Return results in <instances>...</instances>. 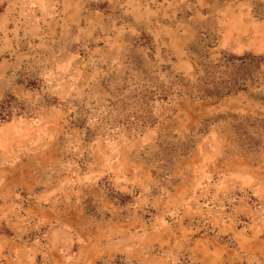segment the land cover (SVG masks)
<instances>
[{
    "label": "rangeland",
    "instance_id": "1",
    "mask_svg": "<svg viewBox=\"0 0 264 264\" xmlns=\"http://www.w3.org/2000/svg\"><path fill=\"white\" fill-rule=\"evenodd\" d=\"M222 1L170 44L166 0H0V264H264V0ZM224 52L244 91L176 85Z\"/></svg>",
    "mask_w": 264,
    "mask_h": 264
},
{
    "label": "crops",
    "instance_id": "2",
    "mask_svg": "<svg viewBox=\"0 0 264 264\" xmlns=\"http://www.w3.org/2000/svg\"><path fill=\"white\" fill-rule=\"evenodd\" d=\"M113 0H89V2H92V5H96L94 4L95 2H97V6H99L100 4H104L103 7L107 6L108 4H110ZM188 1H192L193 6L195 7V10L193 11V13H186L185 15H181V11L184 9L188 8L187 5V0H166V3L163 4L162 6V10L163 12L161 14H158V16H160V20H161V24L159 25V28H166L169 30V34L166 33L169 38V43L173 44L176 43V41L178 40L179 37L182 36H190L193 35L195 32L197 31H203L205 33H211V31H215L218 30L219 28H214V26H216L219 22L220 19H223V22L221 23V27L219 29V33H221V35L226 34L225 30H226V26L227 24H231L230 21H228V13L232 12L235 15L239 16L240 21L242 22L243 20H246V18L244 16H242L237 9H232V10H224L223 12H221V14H216L215 12L220 11L221 7V3L219 2L221 0H188ZM138 2H140V0H138ZM208 2V5H206V3ZM239 3H244L243 0H239V2H237V5ZM219 5L220 7L218 9L215 10H211L210 6H216ZM171 10V11H169ZM144 10H142L141 8L134 10L135 14H142ZM169 11V12H168ZM227 12V14H226ZM59 13V12H58ZM245 15V14H244ZM145 16V15H143ZM247 16V15H245ZM151 17H153L151 15ZM149 17V18H151ZM174 17L176 18L174 22H169V20ZM132 18L136 19V17L132 16ZM219 20V21H218ZM216 23V25H215ZM220 24V23H219ZM246 26L245 22H242V24L240 25V27L238 28V31L243 33L244 31L240 28H242ZM170 33L173 34V41ZM165 34V35H166ZM231 34L235 35V34H239L238 32H231ZM166 35L165 39L168 37ZM218 35V34H217ZM171 49L173 51V53H177L176 50L174 48ZM112 245V248L114 247V255H117L119 252H121L123 250V244H119L117 242H113V240L110 242ZM114 244V245H113ZM116 244V245H115ZM82 246V245H81ZM111 248V249H112ZM74 260L77 262H81V261H86V262H93L94 259L92 258L91 255H86L85 253H83V251H80L77 253V255H75ZM142 260V259H141Z\"/></svg>",
    "mask_w": 264,
    "mask_h": 264
},
{
    "label": "trees",
    "instance_id": "3",
    "mask_svg": "<svg viewBox=\"0 0 264 264\" xmlns=\"http://www.w3.org/2000/svg\"><path fill=\"white\" fill-rule=\"evenodd\" d=\"M103 7L104 4H100ZM246 54H233L224 52L221 57L214 63L213 70H205L201 77L196 80H187L183 83L181 80L176 85L185 87L183 93L189 97L216 96L221 97L232 92L244 91L248 86L250 79L249 73L241 70L244 67ZM228 69L232 71L226 74ZM27 85L35 86L33 79L25 82ZM4 113L0 110V119Z\"/></svg>",
    "mask_w": 264,
    "mask_h": 264
}]
</instances>
